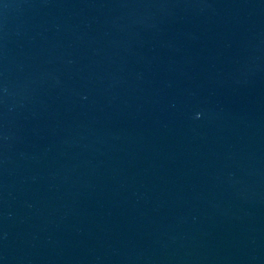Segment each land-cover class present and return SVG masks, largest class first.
<instances>
[{"label": "water", "instance_id": "1", "mask_svg": "<svg viewBox=\"0 0 264 264\" xmlns=\"http://www.w3.org/2000/svg\"><path fill=\"white\" fill-rule=\"evenodd\" d=\"M0 264H264V0H0Z\"/></svg>", "mask_w": 264, "mask_h": 264}]
</instances>
